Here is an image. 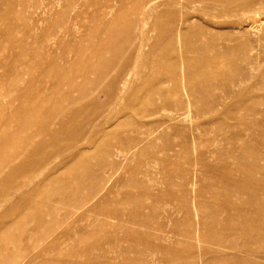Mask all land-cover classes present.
I'll return each mask as SVG.
<instances>
[{
  "label": "rangeland",
  "instance_id": "1",
  "mask_svg": "<svg viewBox=\"0 0 264 264\" xmlns=\"http://www.w3.org/2000/svg\"><path fill=\"white\" fill-rule=\"evenodd\" d=\"M248 1L0 0V148L10 151L18 131L40 143L48 140L37 136L45 124L68 134L85 122L81 141L50 149L48 171L35 169L27 188L21 186L31 174L8 182L9 163L36 156L0 163V237L3 231L11 237L3 253L16 255L18 264H264V239L256 245L251 239L260 254L247 257L237 251L242 236L219 247L221 231L207 223L233 220L241 235L248 217L254 233H264V0ZM184 35L192 46L199 40L203 52L189 51ZM110 44L115 52H103L107 89L73 107L66 97L80 94L60 77H73L80 57L99 63V47ZM123 76L128 85H120L114 112L99 117L107 86ZM150 77L159 90L152 97ZM125 108L128 120L118 130ZM34 109L42 125L20 130ZM257 161L254 184L248 168ZM79 176L93 181L77 206L40 194L57 178L76 190ZM254 195L261 210L250 209Z\"/></svg>",
  "mask_w": 264,
  "mask_h": 264
},
{
  "label": "bare ground",
  "instance_id": "2",
  "mask_svg": "<svg viewBox=\"0 0 264 264\" xmlns=\"http://www.w3.org/2000/svg\"><path fill=\"white\" fill-rule=\"evenodd\" d=\"M238 1H240V0H238ZM250 1L251 2H254L252 0H250ZM250 1H248V2H250ZM241 2L244 3V0L243 1L241 0ZM241 2H240V4H241ZM228 4H231L232 5V3H230V2H228ZM128 27L130 28L129 24H128ZM181 37H182L183 40H186V35L181 36ZM130 39L133 40V38L130 35H128L127 40L129 41ZM189 39H190V37H189ZM187 40L185 41L186 44L185 43L184 44L187 46V48H188L189 51H191V52L197 51V54L200 51H201L200 53L203 52V50H202L203 49V44L200 43L199 40L196 42V44H193L194 47L192 46V44H189L190 41H192V40H189V41H187ZM193 43H195V42H193ZM205 47H207V46H205ZM235 48H239V46L238 47H235ZM235 48H233V52L235 51L234 50ZM99 50H100V52H99L100 53V57H99V60H98L99 63H94L91 59H89V60L86 59V61H85L84 60L85 57H80L79 58V61L76 64V66L74 67V75H73V77H65V76L60 77V80L59 81H60V84L62 86H66L67 85V86L70 87V89L72 91L78 92L80 94V97L78 99H73V97H74L73 95H70V96H67L66 97L65 100L66 101H71L73 107H76V105L78 106V108L84 106L86 104V101L90 98V95H94L93 91L94 92L96 91L98 93H103L105 91V88L106 87H105L104 81H105L106 72H107L106 67L109 66L110 62H107L106 59L103 57V52L104 51L105 52H107V51L108 52H115L116 47L115 46H112L110 44V45H107V46L99 47ZM207 51H205V52H207ZM241 51H243V50H241ZM249 51H250V49H248L247 52H249ZM205 52H204V54H205ZM166 54H169V51H167ZM190 54H193V53H190ZM194 54H193V56L196 55V54L195 55ZM224 55L226 56V54H224ZM200 58H201V56H200ZM198 59H199V57H198ZM188 60H187V63H188V65H190L191 62L190 61L188 62ZM204 60H205V58H204ZM193 63H191V64L192 65H195ZM127 71H130V70L127 68L126 72ZM91 75H96V77H97L96 81H93L92 82L90 80ZM80 79L83 80V84L79 83ZM127 80L123 76L120 79L111 82L107 86L109 88L108 103L105 104L104 106L98 107L95 110V112L99 114V117H100L101 113L102 114L104 113L105 110L110 111V113H113L114 112L112 106H113V103L117 99V96L119 94L118 93V90L120 89V85L123 84L124 86H127L128 85ZM156 82H157V80L154 77H150L149 78V81L146 83L148 85V89H147V96L148 97H152L153 94H155V95L158 94L159 90L157 89ZM88 85H93V87L90 89V88H88ZM142 91H143L142 89H139V94L136 97L139 98V95L141 94ZM125 93H126V91L124 92V95H125ZM61 111H62L61 106L58 103L57 106H56V112H61ZM76 112H79V111L75 108V109H71V111L69 113L70 114H73V113H76ZM126 112H128V108H125L121 113L117 114V116L119 117V120H120L119 121V125L117 127L118 130H120V129H122V128H124L126 126V120H128V114ZM63 113H64V111H63ZM40 118H41V115H40L39 111L37 109H34L33 110V115H32V117L28 121H23V120L20 121V123H19L20 124V130L21 129L22 130H26V128L32 126L33 123L39 124L38 122H39V120H41ZM40 123H41V121H40ZM84 123L85 122L81 123L78 128H76L74 131H72L71 133H68V134L63 133L60 129L54 128L52 125L50 126L49 124H47V125L45 124L46 126L44 125L43 128H40L41 129L40 132H39L40 134H38L37 136L43 135V137H45L44 139H48V140L47 141L46 140L41 141L40 143H36L35 142V137L36 136L35 137L34 136H31V137L22 139L20 137L21 136V133L18 131L19 133L17 132L13 136L11 146H14V147H12L10 149V151L9 150L7 151V148L5 149V147H1L0 148V163H3L4 164L9 159H15L16 160L17 158H19L22 155L23 156H26L28 158H32L34 156H36V157H35V159L33 161H30V162H27V161H24L23 162L22 161V163H20L19 165L15 164V163L14 164L9 163L10 164L9 165V168L11 169V176L8 178V180H9L8 182L13 183V181L15 180V177L18 176V175L19 176L20 175H25L26 176V174H31V176H28L29 181H27L24 185L21 186V188H27L30 185L31 180L33 179V173L35 172V169L38 170V168H39L41 170L43 168L46 171H48V166L50 165L49 163L52 160L51 158H54L53 157L54 156L53 154H49L50 149H53V148L55 149L56 148L60 152V150H62L65 146H68L66 144H68V143L69 144H72V143H74V141H76V140L78 141L79 139H81L82 136H83V134H84V131H83V129H84V127H83L84 126ZM65 124L67 125L68 122H65ZM39 125H42V123L39 124ZM79 141H81V140H79ZM23 142L26 144V146H24L22 148V150H19L20 144L23 143ZM112 150H113V147H111L108 150V154H112L111 153ZM3 152H6V154H3ZM52 152H54V151H52ZM256 160H258V159H256ZM6 166H8V165H6ZM87 168H89V167L87 166ZM248 169H249V173H248L249 174V177L252 180L251 182L255 184L256 183V178L255 177H257V174L260 173V170H259L260 169V163H259V161H257V163L255 164L254 167H252V169H251V165L249 166ZM45 170H44V172H45ZM68 174H67L66 178H68ZM76 177H77V175H75V178ZM78 178H79L78 180H81V185H79L76 190L75 189H71V186L66 184L68 182L66 180H64V178H57L56 180L51 179L49 181V183H48L49 184V187L48 186L43 187L41 189V191H40V194L43 195L44 197L47 196V198H49V197L50 198H52V197H63V199L65 200L64 201L65 203L72 202L70 204H72L73 206H77V205L81 204V202H78L77 201V199L79 200V198H80L79 197L80 193L85 189V187L88 188L87 187V182L89 180H91L88 177H87L88 179L85 178L84 176L83 177L79 176ZM96 178H98V175L96 176ZM91 181H93V180H91ZM262 183H263V180L260 182V184L262 185ZM64 184H66V185L63 186ZM88 184H90V183L88 182ZM94 184H95V182H94ZM95 187L96 186L89 187L88 190H90V188H91V190L93 191V190H95L94 189ZM230 189H233V188H230ZM234 189H238V188H234ZM228 190H226L225 192H227ZM249 190H250V188H249ZM229 192H232V191H229ZM240 193L241 192L239 191V194ZM7 194H6V196H7ZM252 198H253L252 200L250 198V200H251V203L249 204L250 205V209H251V205H252L254 209L261 210L260 207H262V206H261L260 201L258 200V197L256 195H254V196H252ZM63 199H62V201H63ZM25 200L27 202V205H29V206H26L27 213H28L29 216H33L34 213H35V211H33L34 207H32L33 205L31 206L30 203H34L35 201L31 200V198L30 199H25ZM229 207L232 208V206H229ZM227 208H223V209L228 210L229 208L228 209ZM232 210H234V208ZM49 216H52L51 218L54 219V209L49 214ZM242 216L246 218L247 216H251V214L250 215H246V214H243V212H242ZM40 217L43 218L44 216L42 215ZM218 220L219 219H211L210 218V219H208L207 223H208V226L210 228L216 229V227H218L220 229V231H221L220 232L221 233L220 236H223V238L221 240L219 239L220 240L218 242L219 247H224L225 246V243H227L229 241V240H227L228 237H229V239L231 238L233 240L232 242H237V241L240 240L238 238L240 236H242L243 238H242L241 241L243 242V247L241 249H237V251L240 252V253H242V255L247 256V257H251V256L255 257L257 254H260V253H258L256 251L251 250V239H252V243L255 244V245L257 243L263 242L264 233L263 234L262 233L261 234H258L257 233L258 235H256L254 233V230H252L253 228L251 229V218H248L247 217V219L245 220V223L243 224V226L246 228V230L241 235L239 233V230L236 229V227L232 224L233 220H230V224L227 223L225 226L222 225L223 223L220 226V222H218ZM17 224L10 225V227L8 226V228H5V232L6 233H9L10 232V234H11V231H13L14 228H16ZM263 232H264V229H263ZM36 234H38V233H36ZM8 235L9 234H7V236L5 237L4 231H3V238L4 239L0 237L1 238V240H0V258H2V260H6V261L9 260L10 261L9 264H18V263H15V258L17 257L16 255H14L11 252L5 251L6 248L4 249V251L7 254L5 255V253L2 252L3 251L2 247L5 246V245L7 246V241H9L10 238H11V237L9 238L10 235L9 236ZM186 236L189 237V234L186 235ZM212 238H206V239H204L203 240V243H209V242H211V239ZM200 241H202V239H200ZM253 241H255V242H253ZM239 259H237L238 262H239ZM13 261H14V263H12ZM186 261H184V262L185 263H188V264H194L193 261H187V262ZM184 262H182V263H184ZM195 262H197V261H195ZM239 263L240 264H251V261L250 262H239ZM236 264H237V262H236ZM253 264H255V263H253Z\"/></svg>",
  "mask_w": 264,
  "mask_h": 264
}]
</instances>
